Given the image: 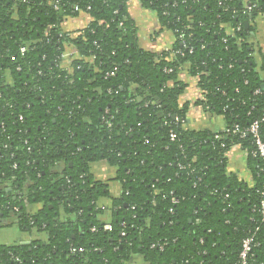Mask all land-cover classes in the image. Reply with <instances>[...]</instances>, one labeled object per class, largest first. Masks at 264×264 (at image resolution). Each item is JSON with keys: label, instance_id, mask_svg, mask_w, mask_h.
<instances>
[{"label": "trees", "instance_id": "1", "mask_svg": "<svg viewBox=\"0 0 264 264\" xmlns=\"http://www.w3.org/2000/svg\"><path fill=\"white\" fill-rule=\"evenodd\" d=\"M141 2L174 33L168 51L140 47L127 0H0V225L47 235L0 247V264H240L252 235L247 264H264V160L250 133L226 131L264 117L249 41L264 0ZM81 12L91 23L62 31ZM69 45L79 57L65 68ZM183 69L198 80L195 105L225 130L187 128ZM234 146L248 152L252 184L227 172ZM101 159L123 185L109 220L90 173Z\"/></svg>", "mask_w": 264, "mask_h": 264}, {"label": "crops", "instance_id": "2", "mask_svg": "<svg viewBox=\"0 0 264 264\" xmlns=\"http://www.w3.org/2000/svg\"><path fill=\"white\" fill-rule=\"evenodd\" d=\"M127 13L135 22L138 28L139 45L146 51L160 54L166 49H170L175 44L174 33L161 24L157 12L143 6L141 0H127ZM92 19L86 12H81L77 16L65 18L61 24L62 31L73 33L86 28ZM254 32L250 37L253 44V53L257 71L264 79V15H260L254 22ZM79 55L75 46L69 45L63 59V66L68 68L70 62ZM91 60V59H90ZM92 61V60H91ZM180 80L188 86L181 96V103H191L188 112L187 128L192 130H209L217 132L223 130L226 126L224 118L216 113H211L201 106L195 105V102L202 98V92L198 87V80L190 76L183 69L180 74ZM227 172L238 177L239 180L252 184V174L248 169V152L240 146H234L227 153ZM90 173L93 178L105 185L108 196H102L98 205L104 209L103 219L109 220L112 213L113 202L123 194V185L117 179V169L110 165L105 159L94 161L90 165ZM63 218L66 215H62ZM47 239L45 233L37 231H26L22 229L16 221L6 220L0 225V247L20 246L28 247L34 241ZM127 264H148L141 255H134Z\"/></svg>", "mask_w": 264, "mask_h": 264}, {"label": "built area", "instance_id": "3", "mask_svg": "<svg viewBox=\"0 0 264 264\" xmlns=\"http://www.w3.org/2000/svg\"><path fill=\"white\" fill-rule=\"evenodd\" d=\"M58 2L59 0H56L55 3V8L58 9ZM256 7V5H249L248 9L251 10V8ZM91 7H88L87 9H90ZM75 11H80V7L78 5L75 6L74 8ZM238 30L241 29L240 27L237 28ZM169 49H166V51H168ZM26 51V48H22L21 52L24 53ZM259 92V91H257ZM22 119V117H21ZM264 122V117H261L259 119H256L255 121H253V123L246 129H241L239 128V126H235L234 129H228L227 126H225V128L223 130H225L229 133V132H233V133H237L239 134L241 137H245L248 133H250L253 138H254V143H255V151L253 152V155L255 157H259L261 159L264 160V138L261 134V125ZM172 140H174L176 138V134L172 133L171 135ZM264 195V193H263ZM173 201L176 202V199H173ZM262 205L264 206V199L262 200ZM18 210V209H16ZM105 229H110V225H106ZM123 235H125V233H123ZM256 245V240H255V236H248L246 238L243 239L242 242V251L240 254V258H241V262L240 264H247V258L249 256V254L252 252L253 247ZM152 247H160L162 248V245L159 243H154L152 244ZM85 252L84 248H79V249H73V252Z\"/></svg>", "mask_w": 264, "mask_h": 264}, {"label": "water", "instance_id": "4", "mask_svg": "<svg viewBox=\"0 0 264 264\" xmlns=\"http://www.w3.org/2000/svg\"><path fill=\"white\" fill-rule=\"evenodd\" d=\"M245 24H246V28L248 29V28H249V24H250V20H247V21L245 22Z\"/></svg>", "mask_w": 264, "mask_h": 264}]
</instances>
